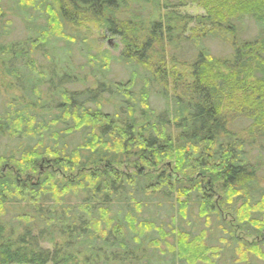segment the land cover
Masks as SVG:
<instances>
[{"label": "trees", "instance_id": "trees-1", "mask_svg": "<svg viewBox=\"0 0 264 264\" xmlns=\"http://www.w3.org/2000/svg\"><path fill=\"white\" fill-rule=\"evenodd\" d=\"M207 2L0 0V264H264V0Z\"/></svg>", "mask_w": 264, "mask_h": 264}, {"label": "rangeland", "instance_id": "rangeland-1", "mask_svg": "<svg viewBox=\"0 0 264 264\" xmlns=\"http://www.w3.org/2000/svg\"><path fill=\"white\" fill-rule=\"evenodd\" d=\"M187 2V5L181 8V11L183 13H187V14H193V15H203L206 14L207 12V7H206V3H208L207 1L209 0H185ZM2 3L8 8V3L9 0H2ZM10 14V12H9ZM9 17H11V14L9 15ZM13 20H15V26L17 27L14 30V33L10 38V40H14L18 38H22L23 34H22V26L21 23L19 21L18 18H13ZM240 32V30H239ZM255 32V27L252 26V23L247 21L245 23V28H243V30L240 32L243 38H248V37H252L253 34ZM71 36H74L75 39H77L80 43L82 42V39L84 38L87 42H89V44H93L94 48L97 49V47L99 49H109L114 55H120L121 52L124 51V46L121 44L120 42V38L118 37H113L111 35H109L108 33H105L102 30L97 29L94 25L89 26V29H83V31L77 35L75 33H70ZM207 45H209V47L211 48V50L217 54V55H229L231 53V48L230 45L227 44L226 42L222 41V40H211V41H207L206 43ZM183 56V55H182ZM77 64L80 65L84 62L83 58H78L76 60ZM43 62H46V60H43ZM112 75L115 78H121L122 80L127 79V74H125L124 70L122 69V67L120 66H115L113 68V72ZM9 78H5L3 75L0 74V110H1V106L3 104V99L6 98L7 96V90H6V84L4 85V82L8 81ZM171 87L174 86L173 82L171 81ZM12 91V90H11ZM14 92V91H13ZM17 94H19L18 92H16ZM11 94V92L9 93ZM9 98V95L7 96V99ZM161 107V105H158V107ZM159 107V108H160ZM245 121V120H243ZM245 123L242 122V126H244ZM9 145V144H8ZM58 177L60 176V172H57ZM190 209V206H189ZM188 209V212L190 211ZM196 209L191 210V214L189 213L188 218L183 219L182 220V225H186L187 223V227L191 230H193L194 232H198V230H201L202 228L208 229V226L203 227V219L197 216V211ZM165 219V225L168 223V219L167 217L164 218ZM179 223V220L176 218V224ZM208 234L211 233V231H207ZM48 246V245H46Z\"/></svg>", "mask_w": 264, "mask_h": 264}]
</instances>
